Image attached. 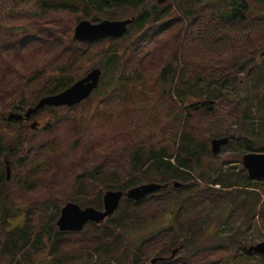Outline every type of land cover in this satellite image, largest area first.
Here are the masks:
<instances>
[{"label":"trees","instance_id":"16d2710c","mask_svg":"<svg viewBox=\"0 0 264 264\" xmlns=\"http://www.w3.org/2000/svg\"><path fill=\"white\" fill-rule=\"evenodd\" d=\"M172 1L173 5L158 6L151 0H0V260L6 255H19L30 246L32 248L36 240L42 243L45 238L46 244L51 236L50 251L54 253L51 257L60 260L57 259L60 242L64 238L79 234V232H61L57 229L50 234L41 225L36 229L31 221L15 231H8L5 229V224L2 225L3 215L6 218L17 217L12 212L11 206L4 204L8 202L10 192L6 190L7 174L1 162L3 158L13 154L11 141L31 144L36 139L37 133L42 130L44 135H54L53 130H56L58 124L73 123L77 117L62 119L58 118L59 113L74 111L75 108L86 103L93 94L103 89L109 90L107 93L110 97L117 89L126 92L134 85V88L142 89L136 82L140 81L137 79V73L135 75L128 71L127 63L123 64L124 60L130 61L140 54L146 43L160 39L175 26H179L178 32H196L197 36L193 37L192 43H199L204 38L203 35L213 32L221 40L220 48L227 46L225 50L229 53V58H221L220 62H217L218 59L213 57L205 64L186 59L182 54L186 46L178 36V45L171 49L168 60L161 65L159 84L162 93L165 94L164 97L175 100L183 108L181 113L184 115V120L180 132L182 134L178 141L177 138L172 141L163 139L160 145L155 143L148 145L146 141L139 142L138 139H135L136 143H130L135 149L128 161V172L124 174V178L125 175L129 177L122 178L124 180L122 187L130 189L142 182L152 183L149 180L155 175L166 176L167 179L182 184L181 188L176 189L168 183L172 191L177 194V197L166 205V211L171 210L170 215L174 223L167 230L153 235L152 239L159 235L165 239L154 242L155 246L151 249L154 255L166 251L168 245L173 247L174 244L183 242L184 248L180 252L183 259L179 264H233L238 259L241 260L243 257L247 259L250 256L242 248L236 247L239 242L242 244L244 238L250 240V233L254 229L258 232L259 229L264 230V180L253 181L245 170L243 174L235 171L227 173L222 164L217 168L203 164L207 148L201 142H195L190 134L191 131L198 130L199 123L191 126L188 131L187 128L188 121L193 123L201 117L205 119L216 117L220 112L228 116L229 114L238 116L243 109L246 118L250 120L258 118L264 123V65L253 66L252 71L250 68L246 76H238L237 79L232 78L234 75L229 68L230 73L224 69L226 61L233 56H240L239 50L242 48L239 46L238 38H243L242 34L247 31L250 24L253 25L251 29L255 28V21H250L251 17L247 14L250 6L246 0L233 1L231 7L226 8L227 10L224 0L218 5L213 3L202 5L201 0ZM172 13L174 16L171 15ZM127 17H134L135 20L128 27L127 34L121 38H105L84 43L73 39L74 28L81 21L99 23L103 20L128 19ZM256 20L259 21L258 18ZM261 22L264 24V19H261ZM202 27L205 32L200 33ZM191 35L193 36L194 33ZM127 37L133 39L128 44V48L125 47L121 52L118 43ZM202 42L207 45L205 41ZM204 50L207 55H215L216 51L221 56V49L213 50L207 45ZM91 51L101 53V58L95 64L103 71V76L98 88L88 99L71 108L46 107L23 122L8 120V115L12 111L20 114L35 105L41 92L36 95V99L34 92L30 95L26 92V87L32 86L33 83H39L37 86L41 87L42 96L45 97L59 94L74 85L79 79L75 76L74 69L79 62L91 54ZM43 57L47 58L45 62L38 68L32 69L31 74L21 72L30 61L39 60L37 65H40ZM245 70L239 71L237 75H242ZM230 76L231 79L227 78ZM232 90L237 96L241 91L244 94L230 97L229 92ZM142 95L144 99H148L149 94L142 93ZM191 100L197 101L187 105V101ZM128 102L129 99H126L122 104ZM144 103L141 102L136 110V113L141 114L143 127L148 123V119L151 121V117L158 116L157 110L151 116L143 114L146 113L147 105ZM39 115H47L55 121L45 123L43 127L39 124L36 130L25 126L32 118ZM141 125L138 124V128ZM17 126L21 127V133L13 138L10 133H14ZM24 131L28 134H23ZM51 138L50 142L41 143L39 150L49 151L56 141L55 136ZM242 149L243 153L253 151V143L247 141ZM211 154L209 151V155ZM31 164L30 159L27 165ZM90 170L94 173L82 174L78 180L98 179L102 176L104 167L94 165ZM191 172L196 174L202 183L191 180ZM214 186H220V189H214ZM164 191L165 189H162L148 197ZM148 197L140 202L129 199L127 201L140 207ZM213 217H215L213 223L217 225L213 231V237L216 239L209 243L202 241V238L197 239L206 232ZM257 218H260L259 226ZM118 227L120 226L117 224L115 228L109 230V233L105 232L93 241L94 253L88 255L86 264H121V260L113 257L114 253L108 247L118 238V235H115ZM222 233L229 237L219 238V234ZM148 242L149 240H146L137 249L131 250L134 259L132 264L144 263H140L139 259L143 258L140 255ZM250 242L251 240L244 241L243 244ZM34 246L38 248L37 244ZM143 254L145 257L146 253ZM39 262L41 261L37 263ZM59 262L62 261H56L55 264H60ZM157 264L175 263L165 260Z\"/></svg>","mask_w":264,"mask_h":264},{"label":"rangeland","instance_id":"374dc122","mask_svg":"<svg viewBox=\"0 0 264 264\" xmlns=\"http://www.w3.org/2000/svg\"><path fill=\"white\" fill-rule=\"evenodd\" d=\"M151 1L158 6L173 5L172 0ZM233 1L236 0H224L225 9L231 7ZM246 1H248L250 6L247 14L251 17L250 21H255V28L251 29L250 27L253 25L250 24L247 27V31L242 34L243 38H238L240 40L239 46L242 48V50H239V53L241 52L240 56H233V58L227 59L228 61L225 60L227 64L224 69L228 71L229 68V71L234 75L232 76L233 79H237L238 76H246L247 71L250 68V71H252L255 65H264V24L261 22V19H264V0ZM221 2L223 1L201 0L202 5L209 3L218 5ZM171 15L174 16L173 13ZM256 17L259 19L258 22ZM178 30L179 26H175L160 39L146 43L140 54L133 57L130 61L124 60L123 64L127 63L128 71L135 73V75L137 73V79H140V81L136 82L142 89L134 88L135 85L126 92L117 89L113 93L111 92L113 94L111 97L107 93L109 90L103 89L99 93L93 94L86 103L78 106L74 111L59 113L58 115L60 116L58 118L61 117L62 119L65 117L70 118V116L77 117L73 123L66 125L58 124L56 130H53L54 135H44L45 133L42 130L40 133H37L36 139L31 144H22L21 141H11L10 143L8 141L12 146L11 151L13 154L5 157V159L3 158V162H1L5 170H7L6 160L10 167V178L7 180L8 185L6 186V190L10 192V196L7 198L8 202L4 204L11 206L12 212L17 217L6 218L5 215L2 216V225L5 224L6 230L15 231L16 229H21L26 222L31 221V224L36 229L41 225L50 234H53L56 229L59 230L56 223L60 218L61 209L67 203H76L82 209L93 207L102 211L104 208L103 197L107 191L127 192L132 189H124L122 187L124 183L122 178L128 172V161L132 156L131 154H133V149H135L132 148L131 144L136 143L135 139H138L139 142L144 140L148 145L153 143L160 145L163 139L172 141L177 138L178 141V138L182 134L180 132H182L181 128L183 127L184 120V115L181 113L183 112V108L175 100L165 98V94L162 93L159 84L161 65L164 61L168 60L171 49L178 45V36L180 41L186 46L182 52L186 59L189 58L193 62H203L205 64L210 59H213V57L218 59L217 62H220L221 58H229V53H226L225 50L227 46L220 48L221 40L213 32H208L207 35L205 34L206 36L203 35L204 38L199 43H192L193 37L197 36L196 32H192L194 33L192 36V33L189 31L182 33L178 32ZM200 30V33L205 32L203 27ZM130 37L118 43L121 52L124 51L125 47L128 48V44L133 39V37ZM202 41H205L213 50L221 49V56L216 51L214 52L215 55L212 56L205 54L204 47L207 45ZM100 58L101 53L91 51L89 56L79 62L74 69L75 76L79 78L78 80L84 78L93 69L100 68L95 64ZM46 59L43 57L40 65H37L39 60L28 62L21 72L31 74L32 69L41 66ZM243 69H246L245 73L237 75ZM227 78L231 79V76ZM38 84L37 82L33 83L32 86L26 87V92L29 95L34 92L35 99L36 95L41 92V95L34 103L35 105L40 99L45 97L42 96L41 87L37 86ZM142 93L149 94L147 96L148 99H144ZM241 94L244 93L241 91L237 96L233 90L229 92L230 97H239ZM126 99H129V102L122 104ZM196 101H187L186 104L190 105ZM141 102L147 103L145 106L146 113L143 114L151 116L155 114L156 110L158 111L156 113L158 116L151 117V121L148 119V126L146 124L144 127L141 114L136 113ZM25 112L20 114H24ZM11 113H16V111H12ZM243 113L244 109L238 116L230 114L228 116L220 112L216 117L208 119L201 117L193 123L192 121H188L187 131L191 126L199 123L198 130L195 129L191 133H188L194 137L195 142H201L207 148L203 164L215 168L220 167L222 164L227 173L228 171H235L236 173L243 174L244 166L242 159L245 154L243 153L242 146L244 147L247 141L253 143L254 149L251 153L264 154L261 153L264 152V123L258 120V118L250 120ZM53 119L48 118L47 115H39L32 118L25 126L32 128V124L37 122L43 127L45 123L55 121ZM138 124H142L140 128H138ZM38 127L39 125L35 129L32 128V130H36ZM28 132L24 131L22 133L28 134ZM18 133H21V127L17 126L15 132H11L10 134L14 138ZM52 136H55L56 141L49 148V151L43 152L41 149L39 150V145L43 142L46 143V141L50 142ZM226 137L230 138L229 143L226 147H222L217 156L213 155V157L212 141ZM208 149L212 153L211 155H209ZM261 149L263 151H260ZM30 159L32 164L27 165ZM94 165L104 167L102 176L94 180L79 181L78 178L82 174L94 173V171L90 170ZM190 174H192L191 180H198V182L202 183L196 174L192 172ZM101 177H103V180ZM128 177V175H125L124 179ZM149 181L157 184L170 183L171 185L174 182H178L171 181L162 175H155ZM148 183L147 181L142 182L135 187ZM214 187V189H220V186ZM176 197L177 194L168 187L164 192L148 197L147 201L140 207L129 203L127 198H123L119 209L112 217L106 219L103 224L89 223L79 234L64 238L59 244L60 253L57 259L60 260H55L54 257H51V254H54L53 251H50L52 245L51 236L46 244L45 238L42 243L36 240L34 244H37L38 248L33 244L32 248L30 246L19 255L13 254L2 257L0 264H55L56 261H62L59 262L60 264H86L88 255L94 253L95 244L93 241L105 232L109 233V230L115 228L117 224L120 226L116 229L115 234L118 235V238L108 246L109 250L111 249L114 253L113 257L121 260V264H132L134 259L131 250L137 249L144 241L149 240L143 252L146 253V256L144 257L142 253L140 256L143 258H140L139 262H144L143 264H157V262L153 263L152 261L160 257L158 255L167 254V250L171 245L165 248L166 251L154 255L151 251L152 247L155 246L154 242L158 240L164 241L165 239L161 235L153 239L152 237L162 230H167L174 223L170 215L171 210L169 212L168 210L166 211V205H169ZM214 220L215 217L212 218L211 225L206 228V232L200 235L198 239L202 238V241L204 240L208 243L216 239L212 237L213 231L217 226L213 223ZM257 223L259 226L260 218H257ZM250 235L252 239L256 240H251L249 244H256L259 240H263L264 230L259 229L258 232L254 229ZM219 238L227 239L228 235L222 233L219 234ZM219 238L217 237V239ZM159 247L161 248V246ZM42 255L45 257L41 258ZM64 256L67 258L65 259ZM182 259L183 256L180 255L173 262L179 264L182 262ZM39 260L41 262L37 263ZM233 264L254 263L252 261L246 262V257H243Z\"/></svg>","mask_w":264,"mask_h":264},{"label":"water","instance_id":"95a60500","mask_svg":"<svg viewBox=\"0 0 264 264\" xmlns=\"http://www.w3.org/2000/svg\"><path fill=\"white\" fill-rule=\"evenodd\" d=\"M134 17L124 20H103L99 23H92L89 20L81 21L74 30V40L84 43L102 40L105 38H121L128 32V27L134 23ZM103 71L95 68L90 71L84 78L78 80L74 85L65 91L43 97L33 107L26 110L24 114L10 113L8 120L25 121L29 120L38 111L46 107H74L88 99L91 94L98 88ZM39 124H32L35 129ZM230 141L229 137L216 139L212 141V151L214 155H218L222 147L226 146ZM7 164V180L10 178V167ZM243 165L251 179L264 180V154L251 153L243 157ZM174 188L179 189L182 184L174 182ZM168 184L148 183L138 187H134L127 192L123 191H107L103 197L104 208L102 211L93 207L82 209L76 203H67L61 209L60 218L57 220V227L61 232H81L88 223L103 224L104 221L112 217L119 209L123 198L140 202L151 194L157 193L162 189H167ZM249 252L260 253L264 256V242L248 248ZM179 252L175 249L170 258H156L153 263L158 261L172 260Z\"/></svg>","mask_w":264,"mask_h":264},{"label":"flooded vegetation","instance_id":"af4514ba","mask_svg":"<svg viewBox=\"0 0 264 264\" xmlns=\"http://www.w3.org/2000/svg\"><path fill=\"white\" fill-rule=\"evenodd\" d=\"M224 147H226V146H224ZM223 147V148H224ZM261 153H264V152H261ZM245 155H247V154H251V152H248V153H244ZM244 155V156H245ZM242 162H243V159H242ZM244 166V165H243ZM244 170L246 171V173L248 174V172H247V170L245 169V167H244ZM250 178V177H249ZM253 181H260V180H256V179H252ZM213 237V236H212ZM229 237V236H228ZM198 239V238H197ZM249 239L250 240H256V239H252V237H251V235H250V237H249ZM250 240H247V237L246 238H244L243 239V242H242V244L239 242V240H238V242H239V244H238V246L236 247V248H238V247H240V248H242L247 254H249L250 256L246 259V262H248V261H252L254 264H264V256L262 255V254H260V253H256V252H249V250H248V248L249 247H251L252 245L254 246V245H257V244H259V243H261V242H264V238H263V240H259L258 241V243H256V244H243L244 243V241H250ZM183 242H180V243H178V244H174V246L173 247H170L168 250H167V254H165V255H158V256H160V257H157V258H170L171 256H172V254H173V251L175 250V249H179V252L176 254V256L174 257V259H172L171 261H174L175 259H177L182 253H180V252H182L183 251V248H184V245L182 244ZM242 253V252H241ZM253 254L255 255V256H253ZM158 262H160V261H158ZM157 262V263H158Z\"/></svg>","mask_w":264,"mask_h":264}]
</instances>
